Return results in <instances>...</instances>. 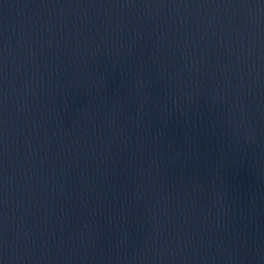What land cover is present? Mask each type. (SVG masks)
Wrapping results in <instances>:
<instances>
[{"label": "water", "instance_id": "obj_1", "mask_svg": "<svg viewBox=\"0 0 264 264\" xmlns=\"http://www.w3.org/2000/svg\"><path fill=\"white\" fill-rule=\"evenodd\" d=\"M0 264H264V0H0Z\"/></svg>", "mask_w": 264, "mask_h": 264}]
</instances>
